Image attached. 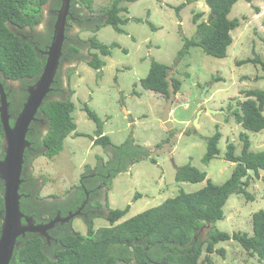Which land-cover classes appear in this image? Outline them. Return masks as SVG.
<instances>
[{"label":"rangeland","instance_id":"obj_1","mask_svg":"<svg viewBox=\"0 0 264 264\" xmlns=\"http://www.w3.org/2000/svg\"><path fill=\"white\" fill-rule=\"evenodd\" d=\"M76 1L75 7L80 9V18L78 22L70 23L69 35L72 40L67 43L66 50L68 54H74V47L77 53L60 61L58 77L65 95L54 99H68L70 93H73L71 97L76 105L73 116L77 131L90 136L97 134V124L83 110L87 104L100 117L104 124V134L115 145L121 146L133 139L134 144L126 151L137 158L129 156L136 162L118 173L114 170L117 166L113 168L107 165L106 171L110 170V178L101 165L110 158L105 148L94 146L89 137L71 135L65 140L63 151L53 159L32 157L33 161L39 159L33 162L31 175L40 185L46 182L41 197L50 200L52 197H67L89 172L91 175L103 171L105 178L101 185L102 191L107 190V198L102 196L100 202H93V206L97 207L94 210L101 211L92 216L95 229H98L109 226L104 216L111 209H124L130 205V212L123 219L127 220L176 197L181 191L196 192L206 185L205 182H176L178 167L190 164L206 172L215 184L225 183L236 166L225 159L227 145L233 143L237 148L236 153L240 154L243 142L239 137L242 132L250 136L251 151L264 152V131H246L230 114L236 108H241L240 103L246 100L245 91L264 90V79L261 78L264 72L261 67L237 65V62L253 58L255 54L264 60V0H256L251 4L239 1L234 6L231 17L240 18L242 25L232 33L234 42L228 48L226 58L208 56L201 48L194 47L180 61L178 55L185 46L184 36L191 38L196 35L193 17L196 13L204 14L202 20L209 17L205 0L188 5L181 11L180 18L169 5L177 6L186 0L125 2L124 5L129 8V14L125 16L143 19L141 23L131 20L123 27L126 33H118L111 26L95 32L98 23L105 19L101 17L100 10L113 0H95L93 12L85 10L80 1ZM50 6L48 3L44 7L43 20L33 33L45 29ZM254 6L260 7L261 12L257 13ZM94 36L107 45L119 44V47L112 49L111 55L101 56L104 65L100 71L88 65V62L93 61V53L98 52L91 48L90 38ZM153 60L171 68L177 64L175 76L182 81L181 95L172 106V129H168L163 122L167 104L165 97L145 90L141 85ZM202 94H205L204 98ZM212 111L218 113L213 114ZM217 129L222 133L219 143L221 155L205 164L202 159L208 150V139L215 135ZM259 174L260 178L250 173L247 190L253 199L232 195L224 208L225 219L215 224L217 229L230 234H253V214L264 209V170ZM138 194L141 197L136 199ZM80 213L78 211L77 214ZM73 225L81 234L88 232L85 218L77 217ZM211 230L212 224H207L198 232V239L205 240ZM217 248L225 249L226 257L214 254V264H263L235 241L221 242ZM204 257L205 252L200 258V264H206Z\"/></svg>","mask_w":264,"mask_h":264},{"label":"trees","instance_id":"obj_2","mask_svg":"<svg viewBox=\"0 0 264 264\" xmlns=\"http://www.w3.org/2000/svg\"><path fill=\"white\" fill-rule=\"evenodd\" d=\"M59 1L62 2V0ZM79 1L82 8L93 12L95 0H78L76 2ZM137 1L139 0H113L110 5L102 8L100 10L101 17L106 20L98 23L95 32L103 27L111 26L118 33H126L123 27L131 20L137 23L143 22L142 18L132 19L125 16L129 14V8L124 3ZM199 1L186 0L177 6H169L180 18L184 8ZM239 1L251 4L256 0H205L209 8V17L207 20H202L203 13L195 14L193 23L196 26V35L191 38L184 36L185 46L179 52L178 61L185 59L190 54L191 48L194 47L201 48L208 56L218 59L226 58L228 48L234 42L232 33L242 25L240 18L231 17L233 8ZM48 2L49 0H0V74L6 79L23 82L25 87L33 86L42 74L47 57L41 51H47L53 40L54 26L48 31L45 44L39 38L30 35V32H33L41 24L44 6ZM59 8H61L60 5L57 10ZM75 10L74 4L70 12ZM254 10L257 13L261 12L260 7L254 6ZM149 17L150 11H148ZM148 22L153 25L149 20ZM90 43L92 50H98V52L93 53V61L88 62V65L92 69L100 71L104 65L101 56L111 55L112 49L119 47V44H104L96 36L90 38ZM72 52L74 54L71 53V55L75 56L77 49L72 47ZM245 64L261 67L264 72V60L257 54L253 58L237 62L238 66ZM170 68L166 64L153 60L147 76L141 80L142 87L145 90L162 94L167 100L169 84L166 77ZM261 78L264 79V75ZM173 81L176 91H181L182 81L176 76ZM60 92L58 95H61ZM244 94L246 100L240 103L241 108H236L230 114L244 130L254 133L264 131V90H247ZM72 95L73 93H70L68 99L62 100H51L48 96L43 102L37 118L39 115L45 116L47 133L41 134L38 127H35V123H32L27 139L29 142L32 141L33 150L26 149L22 172L32 165V156H45L53 159L59 155L64 149L65 140L71 135L73 137H89L95 146L105 148L110 157L107 162L101 164L106 176L110 172L109 169L106 171L109 164L113 168L117 166L114 169L115 173L133 165L136 161L131 160L129 156H133L134 159L137 157L134 154L129 155L126 151L134 144L133 139L121 146L115 145L111 138L104 134V124L100 117L87 104L84 105L83 110L88 114L89 119L97 124V134L90 136L77 131L78 126L73 116L76 105L72 101ZM24 96L15 117L19 116L27 101V92ZM15 121L11 122V126L15 124ZM30 133L32 136L29 135ZM3 137V125L0 120V151L3 148ZM221 138L222 133L217 129L215 135L208 139V150L202 159L205 164L220 157ZM239 138L243 142L240 154L236 153L237 148L233 143L227 145L225 159L236 166L231 177L222 185L215 184L208 178L206 172H202L190 164L178 167L175 174L176 182L191 184L205 182L206 185L196 192L181 191L176 197L127 220L123 219L129 214L130 205L124 209H108V215H105L104 218L107 219L109 226L95 229L94 221H87L88 232L86 234L63 233L60 237L62 247L57 250L59 254H55L57 260L46 255L43 247L46 241L39 234L20 236L11 264H154L155 261L159 264H200V258L204 252L205 263L214 264L212 259L214 254L226 257V250L218 249L217 245L230 241L237 242L251 256L257 257L264 264V209L253 214V234L251 236L242 232L230 234L215 226L218 221L225 219L224 208L232 195H243L248 200L253 199L247 190L251 178L250 173L253 172L260 178L259 173L264 170V152L251 151L252 144L247 133L242 132ZM110 149H113L112 155L108 151ZM153 162L156 163L155 160ZM103 171H98L99 174L101 173L100 180L105 178L102 174ZM25 180L27 183L33 182L36 185L35 205L34 208H30L26 203L29 201L26 196H31L33 193L20 189V209L26 216L35 217L40 212L38 209L41 200L40 193L46 186V182L44 181L38 187L39 182L31 173ZM82 182L85 186L78 188V197L81 200L85 199L86 194L90 192L87 182L84 180ZM139 197L141 195L138 194L136 199ZM4 206V183L0 180V235L2 218L5 213ZM48 213L50 212L43 210L41 215L44 216ZM207 224H212V230L208 232L205 240L200 241L197 237L198 232Z\"/></svg>","mask_w":264,"mask_h":264},{"label":"water","instance_id":"obj_3","mask_svg":"<svg viewBox=\"0 0 264 264\" xmlns=\"http://www.w3.org/2000/svg\"><path fill=\"white\" fill-rule=\"evenodd\" d=\"M71 0H62L61 8L58 11L57 20L54 26V36L51 45L44 52L47 57L44 69L36 83L29 89V96L23 109L17 117L15 124H10V114L8 112V102L6 93L0 85V120L3 125L5 146V156L0 161V179L4 182V217L2 218L0 235V264H11L17 240L26 232H38L47 227H32L22 225V219L28 217L20 209V187L23 182L22 171L24 155L31 143L27 139L30 127L37 120L38 112L43 102L48 98L55 82L56 74L62 57L63 46L66 38V27L70 16ZM177 71V64L169 69L166 81L168 82L169 97L163 114V122L168 129L173 128L171 120L172 106L175 99L181 95L176 91L173 78ZM205 94H202V98ZM221 111H219L220 113ZM213 114L218 113L212 111ZM198 125V118L195 120Z\"/></svg>","mask_w":264,"mask_h":264},{"label":"flooded vegetation","instance_id":"obj_4","mask_svg":"<svg viewBox=\"0 0 264 264\" xmlns=\"http://www.w3.org/2000/svg\"><path fill=\"white\" fill-rule=\"evenodd\" d=\"M71 7H73V5L75 4L74 0H71ZM51 4V9H50V13H49V19L47 22V25L45 27V29L43 31H38L36 33L30 32V35H32V37H37L39 38V40L42 41V43L45 44V40L47 38V33L49 30H51L52 26H55L56 21H54L55 19H57V15H58V11L57 8L61 7V1L59 0H49V2ZM47 3V4H48ZM46 4V5H47ZM45 5V6H46ZM44 6V7H45ZM75 11L74 12H70V16L68 17V25L66 27V38H65V42H64V46H63V51H62V57L60 59V61H62V59L64 57L69 58L68 56L71 54L67 53L66 47H67V43L69 41L72 40L71 36L69 35V31L71 28V24H73L74 22H78L79 21V9H77L75 7ZM105 21V19H104ZM36 30V29H35ZM34 30V31H35ZM49 47V46H48ZM42 53H44L43 51H41ZM61 65V64H60ZM59 74V70L57 73V76L55 78V82L52 85V91L51 93L48 95L50 97V99L54 100V97H59L60 95H57V92L61 90V84H60V80L58 77ZM27 83V81H24ZM28 82L30 83V81L28 80ZM19 85H17V84ZM0 85H2V87L4 88V91L6 93V97H7V102H8V112L10 114V124L11 122H13V120H16L17 117H15L16 113L19 112V106L21 105L22 100L25 98L24 94L27 92V98L29 96V89L32 87L31 85L25 87L26 85H24L23 82L21 81H17V80H9L6 79L2 74H0ZM63 92V90H61ZM61 95H65L64 92ZM1 99V96H0ZM0 106H1V100H0ZM45 116L43 115H39L37 120L33 123H35V127H38L39 132L42 133H47V122H45ZM31 135V133L29 134ZM32 136V135H31ZM4 138V137H3ZM31 142V146L29 147V150H33L32 149V141ZM28 149V148H27ZM5 146L3 144V148L0 151V161H2L4 159L5 156ZM112 155V152H111ZM33 157V156H32ZM29 173H30V167H27L26 171L23 172V182L21 184V188L24 191H28L30 193H33V195H27V199H29V201H26L27 205L30 208H34L33 206L35 205V199H36V185L33 184V182H26L27 180H25L27 177H29ZM86 173V172H85ZM90 173V172H89ZM87 174V177H85L83 180L87 181V186H89L90 188V192L88 194H86L85 199L81 200L78 195H79V189L81 187H84V183L81 182L80 185H78L77 189L73 191L72 189V194L68 195L67 197H52V200L44 198V197H40V202H39V211L37 216L35 217H31V216H27V219H22V225L27 226L30 225L32 227H47L50 225V228H46L42 231V233H38V232H26V234H24L23 236L27 235V234H32V233H36L39 234L41 237H43L45 239V244H44V250L46 252V255L49 258L55 259L57 260V258L55 257V254L57 253V250H59L62 246L60 244V237L62 236L63 233L68 234V233H74L76 232V230L74 229V221L77 219V217H82L86 219L87 221H94V218L92 216H94L96 213H100L101 211H95L94 209L97 208L95 206H93V202L95 200L97 201H101L102 196H104V198H107V190L102 191V180H100L101 177V173H95V174ZM1 180V179H0ZM4 183V182H3ZM38 187H40V183L38 185ZM105 188V187H104ZM39 200V199H38ZM45 210L46 212H50L44 216L41 215L42 211ZM78 211H80V214H77ZM154 264H159L157 261L153 262Z\"/></svg>","mask_w":264,"mask_h":264},{"label":"clouds","instance_id":"obj_5","mask_svg":"<svg viewBox=\"0 0 264 264\" xmlns=\"http://www.w3.org/2000/svg\"><path fill=\"white\" fill-rule=\"evenodd\" d=\"M45 52V51H44ZM44 54V53H43ZM180 92V91H179ZM171 117H172V114H171ZM171 120H172V118H171ZM94 144V143H93ZM38 157H40V156H38ZM45 157V156H44ZM34 162V161H33ZM33 166V163H32V165L30 166V168ZM30 171H31V169H30ZM31 173V172H30ZM21 188V187H20ZM20 192V191H19ZM4 217V216H3ZM1 225H2V223H1ZM75 229V228H74ZM76 230V229H75ZM76 232H77V230H76ZM86 234V233H85Z\"/></svg>","mask_w":264,"mask_h":264},{"label":"crops","instance_id":"obj_6","mask_svg":"<svg viewBox=\"0 0 264 264\" xmlns=\"http://www.w3.org/2000/svg\"><path fill=\"white\" fill-rule=\"evenodd\" d=\"M172 118V117H171ZM93 142V141H92ZM93 144V143H92ZM95 146V145H94ZM110 151L112 152L113 151V149H110ZM39 158H36L35 159V161H34V163L36 162V160H38Z\"/></svg>","mask_w":264,"mask_h":264},{"label":"bare ground","instance_id":"obj_7","mask_svg":"<svg viewBox=\"0 0 264 264\" xmlns=\"http://www.w3.org/2000/svg\"><path fill=\"white\" fill-rule=\"evenodd\" d=\"M72 2V1H71ZM21 113V112H20ZM42 194V193H41ZM108 203V202H107ZM109 209V208H108ZM98 210V209H97Z\"/></svg>","mask_w":264,"mask_h":264}]
</instances>
